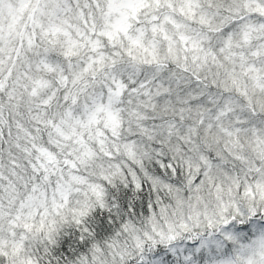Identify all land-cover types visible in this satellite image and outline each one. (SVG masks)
Masks as SVG:
<instances>
[{"label": "snow or ice", "instance_id": "6c2138e0", "mask_svg": "<svg viewBox=\"0 0 264 264\" xmlns=\"http://www.w3.org/2000/svg\"><path fill=\"white\" fill-rule=\"evenodd\" d=\"M0 264H264V0H0Z\"/></svg>", "mask_w": 264, "mask_h": 264}]
</instances>
